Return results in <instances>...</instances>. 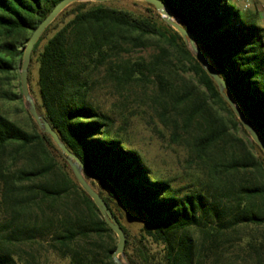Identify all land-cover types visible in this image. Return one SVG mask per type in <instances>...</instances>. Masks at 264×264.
I'll list each match as a JSON object with an SVG mask.
<instances>
[{
	"label": "trees",
	"instance_id": "1",
	"mask_svg": "<svg viewBox=\"0 0 264 264\" xmlns=\"http://www.w3.org/2000/svg\"><path fill=\"white\" fill-rule=\"evenodd\" d=\"M60 1L0 0V264H35L27 250L44 238L68 264H114L116 236L64 156L30 116L27 131L2 108L21 99L14 81L24 48ZM160 1L264 142V29L244 21L229 0ZM148 6L152 17L105 3L66 8L31 53L28 83L35 64L37 112L83 163L125 234L130 264H222V239L240 229L241 264H264V155L180 35ZM102 84L153 87L143 104L169 129L170 142L185 143L201 176L174 186L152 175L124 126L94 96ZM119 207L141 222L139 238L120 223Z\"/></svg>",
	"mask_w": 264,
	"mask_h": 264
},
{
	"label": "rangeland",
	"instance_id": "2",
	"mask_svg": "<svg viewBox=\"0 0 264 264\" xmlns=\"http://www.w3.org/2000/svg\"><path fill=\"white\" fill-rule=\"evenodd\" d=\"M228 3L236 9H240L235 0H229ZM105 4L119 10L128 11L135 16H154L149 12L148 4L141 1L115 0ZM249 13L254 14L255 17L248 19L247 15L240 11L244 21L251 22L257 27L264 29V5L262 0H256L254 9L249 11ZM160 20L164 22L161 18ZM153 46L156 48L158 44L153 43ZM150 53L151 50L142 53L137 51L132 55V58L135 59L141 55L147 57ZM36 80L37 67L34 64L30 71L28 86L29 94L35 104L38 101ZM154 91L153 87L144 89V87L132 86L120 89L113 85L102 84L95 87L93 94L112 114L116 124L124 126L130 145L140 154L143 163L148 167L152 175L172 180L174 186L190 184L195 181L196 177L201 175L194 165L191 166L189 164L185 143L176 144L170 142L169 129L163 127L156 114L146 106L148 104L146 97L152 95ZM14 92L21 94V99L14 103H3V112L10 120L29 131L30 121L28 120V113L22 97L20 68L17 80L14 81ZM143 102L146 104H143ZM238 136L243 138L241 134ZM248 139L250 140L249 136ZM114 210L119 217L120 223L127 229L128 234L131 237L139 238L142 227L141 222L129 215L122 207H119L117 211L116 209ZM48 240V238H44L39 241V244L34 245L32 249L27 250L28 253L33 255L35 264H68L66 259H62L52 253L48 248ZM222 240L224 257L220 262L222 264H241V257H244V254L241 253V229L236 233L226 234Z\"/></svg>",
	"mask_w": 264,
	"mask_h": 264
},
{
	"label": "water",
	"instance_id": "3",
	"mask_svg": "<svg viewBox=\"0 0 264 264\" xmlns=\"http://www.w3.org/2000/svg\"><path fill=\"white\" fill-rule=\"evenodd\" d=\"M115 0H61L53 10L41 21L37 28L32 32L31 36L28 39V42L24 48L22 61L20 65V82L22 97L25 103V107L28 115L33 120L37 128L42 134L47 135L55 147L61 152L64 156V159L71 171V174L75 181L78 183L80 188L85 192V194L93 201L94 205L98 209L102 219L107 224V226L112 230L117 238L116 248L111 254L114 264H130L126 255L124 254L125 248V234L121 229L120 225L113 217L111 211L107 207L104 200L101 198L99 193L91 186L90 182L86 178V171L83 163L80 159L72 154L63 142L59 139L56 132L51 128L49 123L41 116L36 109L34 100L29 94L28 86V71L31 60L32 50L40 39L46 28L51 25L55 19L70 5L74 3H108ZM144 2L154 8L156 13L164 21L166 25L174 29L182 38L186 48L196 60V62L201 66V68L206 72L209 78L215 83L219 94L223 100L228 104L233 114L239 121L242 128L245 130L250 140L259 148V150L264 155V142L259 137L257 132L249 125L245 117L240 112L237 104L233 100L231 93L228 89V86L224 80L218 75L214 67L212 66L210 60L204 55L200 50L198 44L196 43L194 37L185 30L181 25L179 20L173 16L169 11L167 6L160 0H136Z\"/></svg>",
	"mask_w": 264,
	"mask_h": 264
},
{
	"label": "built area",
	"instance_id": "4",
	"mask_svg": "<svg viewBox=\"0 0 264 264\" xmlns=\"http://www.w3.org/2000/svg\"><path fill=\"white\" fill-rule=\"evenodd\" d=\"M243 12H249L254 9L256 0H235ZM264 5V0H262Z\"/></svg>",
	"mask_w": 264,
	"mask_h": 264
}]
</instances>
